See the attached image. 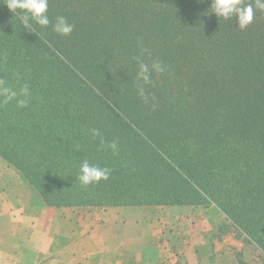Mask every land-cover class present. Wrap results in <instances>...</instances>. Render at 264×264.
<instances>
[{"label": "trees", "instance_id": "obj_1", "mask_svg": "<svg viewBox=\"0 0 264 264\" xmlns=\"http://www.w3.org/2000/svg\"><path fill=\"white\" fill-rule=\"evenodd\" d=\"M6 3L0 81L17 96L0 95V156L48 205L215 204L264 255V11L241 30L211 0H49L29 31ZM85 160L109 178L81 185Z\"/></svg>", "mask_w": 264, "mask_h": 264}, {"label": "crops", "instance_id": "obj_2", "mask_svg": "<svg viewBox=\"0 0 264 264\" xmlns=\"http://www.w3.org/2000/svg\"><path fill=\"white\" fill-rule=\"evenodd\" d=\"M201 206L216 217L179 212L191 205L51 206L0 156V264H244L233 246H193L229 222L215 204Z\"/></svg>", "mask_w": 264, "mask_h": 264}, {"label": "clouds", "instance_id": "obj_3", "mask_svg": "<svg viewBox=\"0 0 264 264\" xmlns=\"http://www.w3.org/2000/svg\"><path fill=\"white\" fill-rule=\"evenodd\" d=\"M7 7L12 11L20 10V21L22 26L26 27L29 31H33L31 28V22L34 21L41 27H47L51 21L47 15L49 0H7ZM212 13L220 18L222 17L226 21H230L235 18L238 28L243 30L247 28L254 19V10L264 11V0H254V3H245L244 0H211ZM53 31L61 36H69L74 28V25L69 23L64 16L56 17L55 23L52 25ZM139 71L136 74L137 80V93L141 97L147 99L145 96V85L151 83V71L149 66L138 60ZM152 69L157 73L164 71V66L161 62L155 61L152 64ZM21 93L27 97L28 88L24 87ZM0 95L5 97V102L14 99L17 96L15 91L7 87H3V81H0ZM19 106H26L27 100H18ZM93 136H99L100 133L96 129H92ZM101 145H105V141L101 137ZM107 147L114 152L117 149L116 142L107 144ZM110 175V169L107 167H100L97 165L89 164L87 160L80 164L79 174L77 176L78 181L83 186L96 184L101 180H107Z\"/></svg>", "mask_w": 264, "mask_h": 264}, {"label": "rangeland", "instance_id": "obj_4", "mask_svg": "<svg viewBox=\"0 0 264 264\" xmlns=\"http://www.w3.org/2000/svg\"><path fill=\"white\" fill-rule=\"evenodd\" d=\"M182 206V205H179ZM183 206H187V205H183ZM194 206V205H191ZM206 206V205H205ZM199 207V205H197L196 207H181L179 208V212L183 213V215H187L188 213H192V215H194L195 217L199 218L200 221H205L210 219L211 216H215V213H213V211H207V210H203V207L200 205V208L197 209ZM189 211H193V212H189ZM206 211V212H205ZM185 213V214H184ZM182 215V216H183ZM192 217V216H191ZM205 219V220H204ZM191 220L188 218V221L184 220V224L185 226L189 225L191 222ZM221 222V223H220ZM219 223V228L216 230L215 228L213 229H208V231H205L204 233V238L202 239L203 242H200V244H196V238H193L194 241V245L193 246H197L200 245L201 247H203L202 249L205 252H208L209 250H211L214 247V241H217L220 243V245L224 248V246H227L228 248L233 246L232 248H235V250L237 251V254H232L231 259L235 258L239 261V259L241 261H243L244 264H264V255H262L260 253V251H258L253 244L249 243L246 239L245 235L240 234L237 230H235L234 226L226 221H220ZM199 241L200 238H198ZM197 240V241H198ZM233 242L236 245H233ZM238 248V249H237ZM197 250V248H196ZM227 250V249H225ZM228 256V257H227ZM229 256L230 254L225 253L223 255V257H220L219 259H224V260H229ZM243 258L245 260H243ZM216 259V258H215ZM208 263H215L216 260H207Z\"/></svg>", "mask_w": 264, "mask_h": 264}]
</instances>
